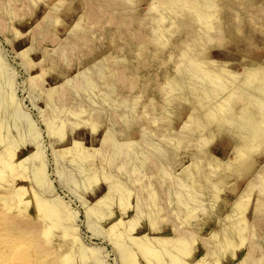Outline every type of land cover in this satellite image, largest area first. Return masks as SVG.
<instances>
[{"label": "rangeland", "instance_id": "374dc122", "mask_svg": "<svg viewBox=\"0 0 264 264\" xmlns=\"http://www.w3.org/2000/svg\"><path fill=\"white\" fill-rule=\"evenodd\" d=\"M164 1L0 0L26 264H264V0Z\"/></svg>", "mask_w": 264, "mask_h": 264}, {"label": "bare ground", "instance_id": "6f19581e", "mask_svg": "<svg viewBox=\"0 0 264 264\" xmlns=\"http://www.w3.org/2000/svg\"><path fill=\"white\" fill-rule=\"evenodd\" d=\"M154 2H155V0H153ZM166 1V0H165ZM164 1V2H165ZM180 2H181V0H179ZM185 1V0H184ZM183 1V2H184ZM105 2V1H104ZM179 2V3H180ZM186 2V1H185ZM184 2V3H185ZM200 2V1H199ZM114 3V2H113ZM160 3V2H159ZM175 3V2H174ZM183 3V4H184ZM201 3H203V2H201ZM92 4H94V3H92ZM116 4V3H115ZM164 4V3H163ZM199 4V3H198ZM95 5V4H94ZM152 5V4H151ZM166 5V4H165ZM169 5H171V3H169ZM172 5H173V3H172ZM176 5H177V3H176ZM200 5V4H199ZM91 6V5H90ZM155 6V5H154ZM179 6V5H178ZM194 6V5H193ZM196 6V5H195ZM11 7V6H10ZM94 7V6H93ZM97 6H95V8H96ZM171 7V6H170ZM176 7V6H175ZM192 7V6H191ZM202 7V6H201ZM200 7V8H201ZM208 7V6H207ZM210 7V6H209ZM179 8V7H178ZM183 8V7H182ZM6 9V8H5ZM11 10H12V8H10ZM92 9V8H91ZM100 9V8H99ZM98 9V10H99ZM168 9V8H167ZM193 9V8H192ZM198 9V8H197ZM9 10V9H8ZM7 10V11H8ZM97 10V11H98ZM133 10V9H132ZM162 10V9H161ZM164 10H165V8H164ZM175 10V9H174ZM199 10V9H198ZM5 11V10H4ZM91 11V10H90ZM96 11V12H97ZM176 11H179V10H176ZM6 12V11H5ZM172 12V11H171ZM182 12V11H181ZM198 12V11H197ZM9 13V12H8ZM101 13V12H100ZM176 13V12H175ZM195 13V12H194ZM199 13V12H198ZM200 13H201V11H200ZM206 13V12H205ZM103 14V13H102ZM124 14V13H123ZM161 14V13H160ZM165 14V13H164ZM163 14V15H164ZM182 14V13H181ZM212 14V13H211ZM114 15H116V14H114ZM198 15V14H197ZM201 15V14H200ZM205 15V14H204ZM208 15V14H207ZM92 16V15H91ZM93 16H94V14H93ZM151 16V15H150ZM181 16V15H180ZM99 17V16H98ZM200 17V16H199ZM206 17V16H205ZM94 18V17H93ZM92 18V19H93ZM103 18V17H102ZM160 18H161V15H160ZM177 18V17H176ZM161 20V19H160ZM109 21V20H108ZM162 21H163V18H162ZM210 21V20H209ZM208 21V22H209ZM151 22V21H150ZM199 22V21H198ZM206 23V22H205ZM215 24V23H214ZM163 25H165V24H163ZM162 26V25H161ZM200 26H201V24H200ZM213 27V26H212ZM172 28V27H171ZM208 28H209V26H208ZM163 29V28H162ZM194 29V28H193ZM200 29V28H199ZM206 29V28H205ZM160 30V29H159ZM202 30H204V29H202ZM201 30V31H202ZM209 30H211V29H209ZM162 31V30H161ZM197 31V30H196ZM163 32V31H162ZM195 32V31H194ZM158 34V33H157ZM203 36V35H202ZM207 36V35H206ZM164 38H168V37H164ZM163 41V40H162ZM158 43V42H157ZM164 43V42H163ZM186 43V42H185ZM187 45V44H186ZM185 45V46H186ZM193 45V44H192ZM199 45V44H198ZM158 47H159V45H158ZM184 49V48H183ZM190 50V49H189ZM192 51V50H191ZM216 62V61H215ZM214 62V63H215ZM206 65H207V63H205ZM221 64V63H220ZM185 66V65H184ZM187 67V66H186ZM214 67V66H213ZM188 68V67H187ZM221 69V68H220ZM225 70V69H224ZM121 71V70H120ZM210 72V71H209ZM243 72V71H242ZM188 74H189V72H187ZM222 73V72H221ZM260 73V72H259ZM226 74V73H225ZM124 77V76H123ZM193 77V76H192ZM228 77V76H227ZM253 77V76H252ZM233 78V77H232ZM232 78H230V81H231V79ZM255 78V77H254ZM254 78H252V79H254ZM136 79V78H135ZM211 79V78H210ZM235 80H236V78H234ZM248 79V78H247ZM256 79V78H255ZM233 80V79H232ZM95 81V80H94ZM190 81V80H189ZM222 81V80H221ZM220 82V81H219ZM218 82V83H219ZM239 83H242L241 81H238ZM254 82H256V81H254ZM193 83V82H192ZM223 83V82H222ZM231 83V82H230ZM236 84H237V82H235ZM257 83H258V80H257ZM215 86L217 85V84H214ZM226 85V84H225ZM241 85V84H240ZM192 86V85H191ZM222 86V85H221ZM239 86V85H238ZM242 86V85H241ZM212 87V86H211ZM223 87V86H222ZM252 87H254V85L252 86ZM217 88H218V86H217ZM226 88V87H225ZM229 88V87H228ZM231 88V87H230ZM229 88V89H230ZM243 88V87H242ZM188 89V88H187ZM220 88H218L217 90H219ZM222 89V88H221ZM227 89V88H226ZM233 89V88H232ZM207 90V89H206ZM223 90H225V89H223ZM234 90V89H233ZM236 90V89H235ZM256 90H257V87H256ZM222 91V90H221ZM220 91V92H221ZM228 90H226V92H227ZM230 91H232V90H230ZM248 91H249V89H248ZM213 92H214V90H213ZM212 92V93H213ZM206 93V92H205ZM223 93H224V91H223ZM231 93V92H230ZM220 94V93H219ZM218 93H217V95H219ZM227 94V93H226ZM207 95H208V93H207ZM231 95H232V93H231ZM237 95V94H236ZM228 96H229V91H228ZM234 96V95H233ZM219 97H223L222 95L220 96L219 95ZM230 97V96H229ZM228 97V98H229ZM239 97V96H238ZM224 99H225V97H223ZM222 98V99H223ZM227 98V97H226ZM253 98V97H252ZM251 98V99H252ZM218 99V98H217ZM220 99V98H219ZM223 99V100H224ZM230 99V98H229ZM257 99V98H256ZM167 100V99H166ZM212 100V99H211ZM215 100V99H214ZM235 99H233V101H234ZM255 100V99H254ZM217 101V100H216ZM226 101V100H225ZM230 101V100H229ZM261 101V100H260ZM212 102V101H211ZM218 102H219V100H218ZM227 102H228V100H227ZM258 102V101H257ZM216 103V102H215ZM222 103V102H221ZM232 103V102H231ZM218 103H216V105H217ZM227 104V103H226ZM228 104H230V103H228ZM261 104V103H260ZM213 105H215V104H213ZM221 105H223V104H220V106ZM231 105V104H230ZM219 106V105H218ZM217 106V107H218ZM224 106V105H223ZM216 108V107H215ZM232 108V107H231ZM131 110V109H130ZM219 110V109H218ZM218 110H216V111H218ZM222 110H223V108H222ZM220 111H221V109H220ZM225 110H223V112H224ZM243 111V110H242ZM215 112V111H214ZM231 112V111H230ZM212 114H213V112H212ZM223 115V114H222ZM212 116H214V115H212ZM264 118V117H263ZM197 120V119H196ZM228 121V120H227ZM115 123V122H114ZM263 124H264V122H263ZM184 125V124H183ZM185 125H186V123H185ZM194 125V124H193ZM236 128V127H235ZM198 129V128H197ZM147 136V135H146ZM166 139V138H165ZM146 145V144H145ZM130 149V148H129ZM153 150V149H152ZM128 151V150H127ZM154 151V150H153ZM155 152V151H154ZM129 153V152H128ZM130 153H131V151H130ZM241 153V152H240ZM123 154V153H122ZM150 154V153H149ZM125 155V154H124ZM126 155H127V153H126ZM128 156V155H127ZM123 158H124V156H122ZM126 157V156H125ZM122 158V159H123ZM127 158V157H126ZM131 158V157H130ZM145 158V157H144ZM129 159V158H128ZM142 159H143V156H142ZM123 160H125L126 161V159H123ZM131 161V160H130ZM151 161V160H150ZM129 162V161H128ZM133 162V161H132ZM130 163V162H129ZM144 163V162H143ZM151 163V162H150ZM156 163V162H155ZM126 164V163H125ZM125 164H124V166H125ZM135 164V163H134ZM166 164V163H165ZM13 165V164H12ZM122 165H123V163H122ZM16 166V165H15ZM129 166V165H128ZM128 168V167H127ZM134 168V167H133ZM138 170V169H137ZM126 172V171H125ZM134 172H136V171H134ZM164 172V171H163ZM169 175V174H168ZM167 176V175H166ZM162 180V179H161ZM140 182V181H139ZM192 183V182H191ZM142 184V183H141ZM176 184H177V182H176ZM187 184V183H186ZM177 186V185H176ZM185 187V186H184ZM175 192V191H174ZM176 192H178V191H176ZM181 192V191H180ZM190 192V191H189ZM177 194V193H176ZM180 194H182V193H180ZM191 195V194H190ZM175 196V195H174ZM187 196V195H186ZM189 196V195H188ZM187 196V197H188ZM208 196V195H207ZM176 198V197H175ZM179 199V198H178ZM155 200V199H154ZM184 200V199H183ZM191 200V199H190ZM217 200V199H216ZM199 201V200H198ZM155 202V201H154ZM183 202V201H182ZM215 203V202H214ZM263 205V204H262ZM156 206V205H155ZM203 206V205H202ZM188 207V206H187ZM156 208V207H155ZM194 208V207H193ZM239 209V208H238ZM241 209V208H240ZM246 209V208H245ZM2 210V209H1ZM0 210V211H1ZM183 210V209H182ZM241 211V210H240ZM193 212V211H192ZM245 212V211H244ZM159 213V212H158ZM235 213V212H234ZM233 213V214H234ZM237 213V212H236ZM235 213V214H236ZM186 214V213H185ZM234 214V216H236ZM7 215H10V214H7ZM239 215L240 214H238V216L237 217H239ZM257 215V214H256ZM233 216V217H234ZM241 216V215H240ZM245 216V215H244ZM228 218V217H227ZM236 220V219H235ZM241 219L239 218V221H240ZM228 221V220H227ZM236 221H238V220H236ZM2 222V223H1ZM233 223H234V221H233ZM236 223H238V222H236ZM241 223V222H240ZM235 224V223H234ZM233 225V224H232ZM226 226H228V225H226ZM231 228V227H230ZM225 229V228H224ZM23 230V228L21 227V225L18 223V221L17 220H12V219H9V218H7V216H4V215H2L1 213H0V264H26L27 263V258H29V256L30 255H28V252L26 251V250H23L24 248H25V244H22L23 242L18 238V234L21 232ZM225 232H227V230L225 231ZM224 232H222V234H223ZM221 234V233H220ZM229 234V233H228ZM231 234V233H230ZM239 234V233H238ZM216 236V235H215ZM214 236V237H215ZM223 236V235H222ZM233 236V235H232ZM241 236V235H240ZM229 237H230V235H229ZM219 238V237H218ZM233 238V237H232ZM234 239V238H233ZM156 240V239H155ZM158 240V239H157ZM218 240V239H217ZM221 240V239H220ZM225 240H226V238H225ZM215 241V240H214ZM222 241V240H221ZM233 241V240H232ZM26 243H28L27 244V246L30 248H32V247H34V248H36V249H38V246H37V243H36V238L35 237H33V239H30V240H28ZM184 243H185V241H184ZM226 243H228V242H226ZM235 243V242H234ZM230 244V243H229ZM232 244V243H231ZM147 246V245H146ZM229 246V245H228ZM232 246V245H231ZM150 248V247H149ZM228 249H230V248H228ZM146 250L147 249H144V251L146 252ZM41 251H42V249H41ZM151 251V250H150ZM230 252H231V249L229 250ZM170 252V251H169ZM223 252V251H222ZM151 255V254H150ZM174 256V255H173ZM217 259V258H216ZM254 259V258H253ZM255 261V260H254ZM35 264H45V263H48V264H53L52 262H51V260H48V258L45 256V258H43V257H38L37 258V260H36V262H34ZM55 263V262H54ZM70 263V262H69Z\"/></svg>", "mask_w": 264, "mask_h": 264}]
</instances>
